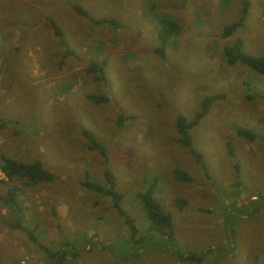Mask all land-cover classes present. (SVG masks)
Listing matches in <instances>:
<instances>
[{
	"label": "rangeland",
	"instance_id": "rangeland-1",
	"mask_svg": "<svg viewBox=\"0 0 264 264\" xmlns=\"http://www.w3.org/2000/svg\"><path fill=\"white\" fill-rule=\"evenodd\" d=\"M169 20L178 28L159 55L157 32ZM235 38L238 51L264 55V0H0V153L40 159L56 176L38 187L57 198L53 214L42 196L23 223L33 218L34 237L53 249L78 250L62 264H264V74L226 64L223 47ZM216 93L188 129L196 160L175 118ZM99 95L108 100L89 98ZM105 168L141 241L108 197L79 184L86 174L104 186ZM149 187L171 218L170 241L144 235L137 194ZM23 236L0 226V264H48ZM189 253L200 261L183 259Z\"/></svg>",
	"mask_w": 264,
	"mask_h": 264
},
{
	"label": "trees",
	"instance_id": "trees-1",
	"mask_svg": "<svg viewBox=\"0 0 264 264\" xmlns=\"http://www.w3.org/2000/svg\"><path fill=\"white\" fill-rule=\"evenodd\" d=\"M72 9L78 15L87 17V14L83 9L78 7L77 5H72ZM49 21V27L51 32L55 36H62L61 30L55 25V22L52 18H47ZM94 22H97L94 20ZM12 25V24H11ZM177 25L175 22L172 21H165L164 24L158 30V41L155 47V50L159 55L164 50V46L169 39V36L173 35L174 32L177 31ZM233 25L229 24L222 28V35H228L233 30ZM63 42L62 40H59ZM241 40L239 38H235L228 46L223 47V52L225 54V62L226 64H232L234 60H238L242 62L246 67L251 69L253 72L264 74V55H252L245 52L238 51L240 47ZM68 47L66 48V52L61 54V56L68 55ZM236 53H232V52ZM99 69L98 77L94 76V80L100 79L102 77V72L100 67L93 61L89 62L86 70L92 72L93 70ZM222 94L216 93L211 94L208 96H204L200 101L198 108L192 114L191 117L186 118L181 115H177L175 118V129L178 135V142L181 143L183 146L187 147L191 154L195 157H198V154L195 153L190 148V140L188 138V129L197 123V121L206 113L207 108L212 100L221 98ZM89 98L95 102L99 101H106L108 97L106 95H99L97 97L89 96ZM264 120L263 117L259 118V121ZM235 132L237 135L243 136L247 139H251L250 133L243 129L235 127ZM85 136L93 142V146L97 147L94 140L92 139V135L88 132H84ZM103 153V151H100ZM197 160V159H196ZM0 171L8 180L18 179L19 184H10L7 189L5 190L3 200L6 202L9 207L12 209L13 212V222L9 225V227L16 228L21 230L23 234L27 237V239L35 246V248L40 251L44 256L48 258V264H62L63 260L66 256H77L79 253L77 249L71 246H63L58 247L57 249H52L47 244L38 241L33 235V228L28 229L24 228L21 225V206L20 202L17 199L18 194L23 190V188H28L29 186L35 185L39 182H47L53 180L56 176L49 172L42 164L39 159H33L31 161H19L12 157L6 156L4 154H0ZM85 172V171H84ZM83 172V173H84ZM173 176L178 180L187 181L189 180L188 176L176 169L172 171ZM103 178H104V186L96 184L93 181H90L87 178V175L84 174V179L79 181L80 186L87 191H91V193L101 194L109 198L110 205L112 209L116 211V213L123 219L124 223L127 225L129 237L132 241H141L140 238H133V235L136 233V228L133 224V220L126 216L121 210V201L123 199V195L116 190L115 188V178L113 174L108 171L106 168L103 170ZM137 196L140 198L142 208L144 210L145 216L147 218V225L145 230V237L146 239H151L154 235L156 237H161L165 241H170L173 236V230L171 225V218L168 213L163 212L160 209L159 204L151 198V188H147L141 193H138ZM177 206H180L184 203L183 199H176ZM144 239V238H143ZM145 241V240H144ZM63 247V248H62ZM191 258L195 262H199L201 259L200 255H196L193 253L185 254L183 259Z\"/></svg>",
	"mask_w": 264,
	"mask_h": 264
},
{
	"label": "crops",
	"instance_id": "crops-1",
	"mask_svg": "<svg viewBox=\"0 0 264 264\" xmlns=\"http://www.w3.org/2000/svg\"><path fill=\"white\" fill-rule=\"evenodd\" d=\"M157 34H158V32H157ZM157 38H158V36H157ZM62 57H64V56H62ZM85 70H86V68H85ZM87 72H89V71H87ZM93 80H94V76H93ZM19 161H21V160H19ZM0 177H2L0 179V182L3 185V188H2V190L0 192V226H2V227L5 226L7 229H15V230H17V231H19L20 233L23 234V232L21 230H18V229L13 228V227H9V225L13 222V212H12V209L9 207V205L6 202H4V200H3V196H4V193H5V190L7 189V187L10 184H19V181H18V179H12V180L6 179V177L3 175V173L1 171H0ZM53 180L47 181V182H39V183H36L35 185L29 186L28 188L27 187L23 188V190L18 194L17 199L20 202L21 214H22L21 225L24 228H26V226L29 225L28 229H31V228H33V229L35 228L36 229L37 224H36V221L33 218H32V220L27 221V223H23V221H24L25 218L29 219V218H31L33 216V214L30 213V211L32 209H34L35 211H38L40 209V206H41L40 202H41L42 196L49 197V205H46V206L50 210L51 214H53V212H54V210L52 209V208H54L53 203H57L58 202L57 198L54 197L53 195H42V190L38 189V187L40 185H42V184H50ZM31 189L34 190L35 192L34 193L33 192L30 193ZM36 190H39V193H36ZM93 194H95V193H93ZM35 211H33V212H35ZM23 237H25L24 240H23V243L28 245L30 247L31 251L41 253L40 251H38L35 248V246L27 239V237L25 235ZM38 241H40V240L38 239Z\"/></svg>",
	"mask_w": 264,
	"mask_h": 264
}]
</instances>
